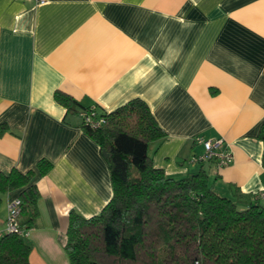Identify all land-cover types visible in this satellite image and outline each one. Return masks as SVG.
<instances>
[{
    "label": "crops",
    "instance_id": "1",
    "mask_svg": "<svg viewBox=\"0 0 264 264\" xmlns=\"http://www.w3.org/2000/svg\"><path fill=\"white\" fill-rule=\"evenodd\" d=\"M57 90L99 111L144 100L165 132L148 154L168 176L203 165L222 195L264 187V0H0V172L52 163L35 177L31 264H70L69 211L97 214L112 195L81 107ZM197 136L222 138L233 162L190 163ZM17 195L1 196L0 231Z\"/></svg>",
    "mask_w": 264,
    "mask_h": 264
},
{
    "label": "trees",
    "instance_id": "2",
    "mask_svg": "<svg viewBox=\"0 0 264 264\" xmlns=\"http://www.w3.org/2000/svg\"><path fill=\"white\" fill-rule=\"evenodd\" d=\"M54 98L69 112L89 109L59 90ZM97 112L105 123L81 128L108 154L112 195L97 214L69 211L63 248L70 264H264V204L237 190L233 197L218 193L203 165L181 178L155 167L149 143L165 132L144 100ZM51 167L41 158L26 172H0V202L18 191L25 230L39 216L35 177ZM30 251L24 236L5 233L0 264H31Z\"/></svg>",
    "mask_w": 264,
    "mask_h": 264
},
{
    "label": "built area",
    "instance_id": "3",
    "mask_svg": "<svg viewBox=\"0 0 264 264\" xmlns=\"http://www.w3.org/2000/svg\"><path fill=\"white\" fill-rule=\"evenodd\" d=\"M47 0H34L39 5L45 3ZM97 107L91 106L88 110H82L80 112L82 122L85 125L91 127H98L105 123V117L99 115ZM194 142L203 146V151L198 154H194L189 158V162L192 164H201L205 162H213L216 167H224L230 165L233 162L232 152L224 145L222 138L215 139H203L199 136L194 138ZM254 200L264 204V187L260 188L252 194ZM21 200L19 197H14L9 200L7 204V218L5 229L0 231V239L5 233H13L26 237L28 235V229H23L19 224Z\"/></svg>",
    "mask_w": 264,
    "mask_h": 264
},
{
    "label": "water",
    "instance_id": "4",
    "mask_svg": "<svg viewBox=\"0 0 264 264\" xmlns=\"http://www.w3.org/2000/svg\"><path fill=\"white\" fill-rule=\"evenodd\" d=\"M102 154H103V156H104L105 158H107L108 154H107V152L105 151V149H102Z\"/></svg>",
    "mask_w": 264,
    "mask_h": 264
}]
</instances>
